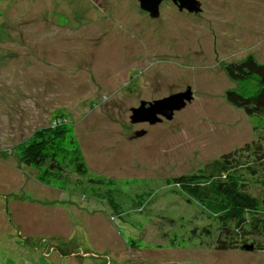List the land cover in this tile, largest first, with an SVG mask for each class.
I'll return each instance as SVG.
<instances>
[{
    "label": "rangeland",
    "instance_id": "1",
    "mask_svg": "<svg viewBox=\"0 0 264 264\" xmlns=\"http://www.w3.org/2000/svg\"><path fill=\"white\" fill-rule=\"evenodd\" d=\"M198 1L153 19L137 0H0V264H264V250H221L217 217L167 183L257 140L225 68L264 64V0ZM186 86L171 120L132 122L140 99ZM60 114L89 171L64 170L61 191L17 150Z\"/></svg>",
    "mask_w": 264,
    "mask_h": 264
},
{
    "label": "trees",
    "instance_id": "2",
    "mask_svg": "<svg viewBox=\"0 0 264 264\" xmlns=\"http://www.w3.org/2000/svg\"><path fill=\"white\" fill-rule=\"evenodd\" d=\"M225 69L236 84V88L227 93V99L251 119L257 140L241 150L225 154L193 174L171 178L167 183L177 186L191 201L195 200L217 217L221 229L217 242L221 250L242 249L247 245L253 246L254 250H264V64L248 57ZM56 119L65 120L66 124L51 122L20 144L17 150L21 164L34 169L38 181L48 186L56 181L57 189L64 190L68 184L59 180L64 170L72 169L85 177L89 171L73 122L62 114ZM242 158L245 162L240 160ZM89 183L114 185L97 177L89 179ZM252 185L260 188L262 194L249 192ZM84 186L85 182L80 181L76 188ZM113 190L109 189L108 199L117 209L112 201ZM205 233L213 239L210 231L205 229ZM249 241L252 243L247 244ZM129 244L136 245L133 240Z\"/></svg>",
    "mask_w": 264,
    "mask_h": 264
},
{
    "label": "water",
    "instance_id": "3",
    "mask_svg": "<svg viewBox=\"0 0 264 264\" xmlns=\"http://www.w3.org/2000/svg\"><path fill=\"white\" fill-rule=\"evenodd\" d=\"M140 3L141 9L150 13L153 19H156L159 14V7L164 1H173L179 10H187L188 12L198 13L201 11L198 0H137ZM192 93L190 89L186 92L175 94L164 98L161 101H154L151 103L142 102L139 108L132 109L133 115L131 117L133 123L149 122L150 124H157L165 120H171L175 112L182 110L191 102ZM145 132H143L144 134ZM142 135V134H141ZM253 246H245L242 251H253Z\"/></svg>",
    "mask_w": 264,
    "mask_h": 264
},
{
    "label": "flooded vegetation",
    "instance_id": "4",
    "mask_svg": "<svg viewBox=\"0 0 264 264\" xmlns=\"http://www.w3.org/2000/svg\"><path fill=\"white\" fill-rule=\"evenodd\" d=\"M164 2H166V1H164ZM168 2V1H167ZM175 6H176V4H175ZM177 7V6H176ZM141 85H139V87H140ZM141 89V88H140ZM186 89H190V91H192V89H191V87L190 86H186ZM183 92H185V91H181V92H178V94L179 93H183ZM192 96H193V93H192ZM166 97V96H165ZM164 97V98H165ZM193 98V97H192ZM156 100V99H155ZM155 100H151V97L149 96V95H147V97H144V98H142V99H140L139 100V102H138V107H139V105L144 101V102H147V103H151V102H154ZM194 100V99H193ZM165 121V119H163V122ZM160 124H162V122L160 123ZM158 125V124H157ZM142 126H149V124L148 123H137V127H142ZM141 130L140 131H142V132H145V134L144 135H147L148 134V130L147 129H145V128H140Z\"/></svg>",
    "mask_w": 264,
    "mask_h": 264
},
{
    "label": "bare ground",
    "instance_id": "5",
    "mask_svg": "<svg viewBox=\"0 0 264 264\" xmlns=\"http://www.w3.org/2000/svg\"><path fill=\"white\" fill-rule=\"evenodd\" d=\"M140 6V5H139ZM140 8V7H139ZM161 9V8H160ZM143 11V10H142ZM184 12H185V10H184ZM160 13V12H159ZM194 13V12H193ZM187 14V13H186ZM190 13L188 12V15H189ZM149 15V14H148ZM146 16H147V14H146ZM145 16V17H146ZM159 16H160V14H159ZM239 16V15H238ZM244 16V15H243ZM147 18V17H146ZM151 20V19H150ZM157 21V20H156ZM150 22V21H149ZM153 22V21H152ZM57 24V23H56ZM151 25H153L152 23H151ZM61 26H63V25H61ZM155 26V25H154ZM67 27V26H66ZM103 27H104V25H103ZM102 27V28H103ZM59 29V28H58ZM61 30V29H60ZM98 30V29H97ZM55 31V30H54ZM60 32V31H59ZM67 32H69V31H67ZM74 32V31H73ZM73 32H71V33H73ZM62 33V32H61ZM103 34V33H102ZM55 35H57V34H55ZM100 41H101V39H100ZM30 47V46H29ZM28 47V48H29ZM194 47V46H193ZM65 51V50H64ZM61 53H59V55H60ZM64 54V53H63ZM62 54V55H63ZM47 55H48V53H47ZM68 56V55H67ZM70 56V55H69ZM61 58V57H60ZM41 59V58H40ZM73 59H74V57H73ZM42 60V59H41ZM55 60V59H54ZM76 61V60H75ZM58 62V61H57ZM59 63V62H58ZM61 63V62H60ZM64 63V62H63ZM75 63V62H74ZM50 64V63H49ZM69 66V65H68ZM70 67V66H69ZM87 67V66H86ZM57 68V67H56ZM91 68V67H90ZM70 69V68H69ZM68 69V70H69ZM87 70V69H86ZM88 71V70H87ZM90 73H91V71H90ZM74 76H75V73L73 74ZM95 77V76H94ZM97 84V83H96ZM99 87V86H98ZM100 89V88H99ZM192 89V88H191ZM203 89V88H202ZM206 90V89H205ZM193 100V99H192ZM59 103V102H58ZM66 103V102H65ZM67 104V103H66ZM65 104V105H66ZM38 106V105H37ZM57 109H59V108H57ZM51 110V109H50ZM53 111V110H52ZM181 111V110H180ZM48 112V111H47ZM15 114V113H14ZM14 117V116H13ZM134 125V124H133ZM74 128V127H73ZM121 163V162H120ZM15 167V166H14ZM127 174V173H126ZM53 187V186H52ZM67 187V186H66ZM1 202V201H0ZM2 203V202H1ZM1 208V207H0ZM12 216V215H11ZM8 219V218H7ZM14 219V218H13Z\"/></svg>",
    "mask_w": 264,
    "mask_h": 264
},
{
    "label": "crops",
    "instance_id": "6",
    "mask_svg": "<svg viewBox=\"0 0 264 264\" xmlns=\"http://www.w3.org/2000/svg\"><path fill=\"white\" fill-rule=\"evenodd\" d=\"M20 160V159H19ZM21 163V162H20ZM45 185V184H44ZM48 188H50V187H48ZM57 189V188H56ZM60 190V189H59ZM64 190H66V189H64ZM58 191V190H57ZM61 191V190H60Z\"/></svg>",
    "mask_w": 264,
    "mask_h": 264
}]
</instances>
